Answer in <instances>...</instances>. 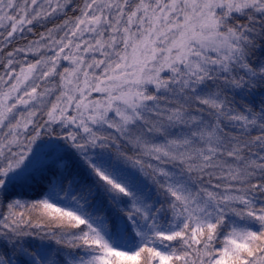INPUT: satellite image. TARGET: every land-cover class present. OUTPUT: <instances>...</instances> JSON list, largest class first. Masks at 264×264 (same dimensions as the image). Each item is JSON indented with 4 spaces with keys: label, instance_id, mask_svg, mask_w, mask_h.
Returning <instances> with one entry per match:
<instances>
[{
    "label": "snow or ice",
    "instance_id": "snow-or-ice-1",
    "mask_svg": "<svg viewBox=\"0 0 264 264\" xmlns=\"http://www.w3.org/2000/svg\"><path fill=\"white\" fill-rule=\"evenodd\" d=\"M0 264H264V0H0Z\"/></svg>",
    "mask_w": 264,
    "mask_h": 264
},
{
    "label": "rangeland",
    "instance_id": "rangeland-1",
    "mask_svg": "<svg viewBox=\"0 0 264 264\" xmlns=\"http://www.w3.org/2000/svg\"><path fill=\"white\" fill-rule=\"evenodd\" d=\"M38 28V31H41L42 29H40L39 27H37ZM32 35V34H31ZM30 39H35V38H30ZM66 63V62H65ZM57 81H58V78H57ZM99 94H97V93H93L92 94V97L93 98H95V97H97ZM52 99L54 100L55 99V97H52Z\"/></svg>",
    "mask_w": 264,
    "mask_h": 264
},
{
    "label": "trees",
    "instance_id": "trees-1",
    "mask_svg": "<svg viewBox=\"0 0 264 264\" xmlns=\"http://www.w3.org/2000/svg\"><path fill=\"white\" fill-rule=\"evenodd\" d=\"M36 31L39 32V31H38V28H36ZM26 36H27V39H30V38H36V37H34L33 35H31V34H26Z\"/></svg>",
    "mask_w": 264,
    "mask_h": 264
}]
</instances>
